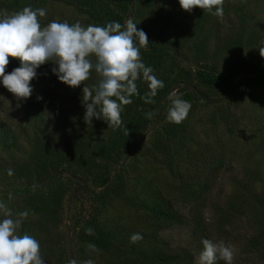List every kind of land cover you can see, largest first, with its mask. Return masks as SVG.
Masks as SVG:
<instances>
[{"label": "rangeland", "instance_id": "1", "mask_svg": "<svg viewBox=\"0 0 264 264\" xmlns=\"http://www.w3.org/2000/svg\"><path fill=\"white\" fill-rule=\"evenodd\" d=\"M238 1L246 2L241 11L234 6ZM14 2L18 4L16 10L28 5L45 8L47 14L40 18L42 25L54 19L70 24L79 21L85 26L93 24L76 5L63 0ZM9 3L0 0V10L11 12ZM116 3L120 0H113V10L121 13ZM130 6L132 9L123 15V23L131 18L137 28L147 34L149 43L163 42L174 47H158L163 58L158 63L159 69H153L154 74L167 72L173 77L180 70L190 71V74L186 72L188 76L183 75L185 80L180 83L183 87L168 92L159 107L162 116L139 134L134 150L106 168V184L91 177L69 180L60 220L56 221L26 205L39 184L34 178L19 177L14 170L17 164L27 162L31 142L35 135H40L33 125L36 114L30 103L40 101L45 105L46 100H37V96L48 97L53 65L47 63L37 69V77L31 81L34 91L27 100L18 101L0 83V124L6 127L0 135V201L13 212L29 211L20 231L33 235L40 244L45 241L40 245L45 262L62 249L60 258L69 260V255L76 256L81 264L87 259L95 264H195L202 239H211L234 246V264H264V80L253 77L257 75V68L264 66V58L257 49L264 41V0H224L222 20L200 8H194L191 13L184 11L179 0H130L127 9ZM249 35L253 40H249ZM236 40H241L244 58L240 72L222 86L201 83L194 71L205 63H212L217 73L225 69L237 56L231 48ZM143 50L142 61L148 66ZM6 72H11L8 66ZM95 78L93 72L90 79ZM51 85L55 89L49 100L59 106L53 110L45 106L42 110L46 120L38 126L41 135L49 136V140L63 147V133L72 134L73 129L89 134L91 141L109 133L111 128L103 120L93 118L94 125L84 122V107L78 111L69 97L74 88L60 81ZM173 91L192 107L181 123L189 139L182 147H179V139L172 140L169 145L172 152L177 151L176 160H183L182 166L187 172H193L198 165V171L206 174L211 183L208 191L201 193V200L195 203L173 201L174 209L184 215L182 222H167L155 216L154 199L150 198L151 194H161L163 198L180 195L179 177L173 175L161 155L149 150L153 136L167 125L168 96ZM186 93L190 98L184 96ZM77 118L82 119L81 122L77 123ZM98 155L95 154V158L100 161ZM100 164L95 167L96 172L105 169ZM8 169L13 170L12 176L8 175ZM64 175L59 179L63 180ZM90 215L96 217L101 227L114 228L116 233H121L125 238L123 242L117 237L119 240L115 242L119 246H114L111 252H92L87 245L81 244L77 230ZM197 219L201 221L199 226L195 223ZM154 228L157 229L156 237L151 232ZM133 233H140L143 238L131 243L129 238ZM159 255L166 257L167 262L159 260ZM217 264H224V261H217Z\"/></svg>", "mask_w": 264, "mask_h": 264}, {"label": "clouds", "instance_id": "2", "mask_svg": "<svg viewBox=\"0 0 264 264\" xmlns=\"http://www.w3.org/2000/svg\"><path fill=\"white\" fill-rule=\"evenodd\" d=\"M179 4L189 13L200 8L221 20L224 17V0H179ZM46 14L45 8L31 5L11 12L0 10V83L18 101L32 96L31 81L37 77V69L51 63V72L61 83L71 88L83 84L81 103L86 124H92L95 118L103 120L108 128L120 129L123 125L121 113L133 102L131 97L139 96L146 104L155 103L154 97L165 85L154 74L153 68L142 61L141 49L147 50L148 37L131 18L123 24L112 21L104 26H85L79 21L70 24L55 19L42 25L40 18ZM257 49L264 58V41ZM10 58L18 59L20 66L6 72ZM93 72L97 76L95 83L84 84ZM138 80L147 85L148 90L143 96L138 90ZM41 99L43 97L38 95L37 100ZM168 100L167 120L182 123L188 117L191 103L175 91L169 94ZM144 115L146 119H152L155 113L148 111ZM13 174V170L8 169V175ZM28 216V210L13 212L0 201V264H45L39 240L20 231ZM85 231L87 235L94 234L92 228ZM142 238L140 233H133L129 239L131 243H137ZM201 244L195 264H217V261L234 264L236 250L230 243L202 239ZM88 249L99 251L91 243ZM67 264L81 262L69 259ZM82 264L95 262L87 259Z\"/></svg>", "mask_w": 264, "mask_h": 264}, {"label": "trees", "instance_id": "3", "mask_svg": "<svg viewBox=\"0 0 264 264\" xmlns=\"http://www.w3.org/2000/svg\"><path fill=\"white\" fill-rule=\"evenodd\" d=\"M1 1L3 3L11 2L9 3L10 5L7 4L8 8L11 11H16L15 7L18 4H16L17 2H14L15 0ZM63 1L76 5L78 10L85 14L87 21L100 26H104L108 22L112 21H118L123 24V20L125 19L123 15L126 14L132 6L131 5L127 9V4L130 0H120V3H116V6L121 11V13H118L113 10V0ZM245 3V1H238L237 4H234L235 9L239 11L243 10ZM230 5L231 3L228 4V6ZM203 19H206V17ZM242 30H244V28ZM249 40H253L252 35H249ZM234 43L235 45H233L231 48L235 50L237 56L226 65L225 69H222L217 73L215 71V66H213L212 63H205L202 68H197L194 71L197 79L201 83L208 86H222L227 80H229V78H232L240 72L239 69L244 64V58L241 55L242 43L241 40H236ZM165 46L172 47V45H169L168 43L158 42L149 43L147 50H143V56L148 61V66L152 67L153 69H159L158 65L160 64L159 62L163 57L161 52L158 50V47ZM19 66L20 62L18 59L10 58V64L8 65L10 71ZM186 72L190 74V71L181 72L180 70V72H178V74L175 73L173 77L169 76L167 72H164L163 74L158 73L156 76L164 82L165 87L159 90L156 97H154L155 103L146 104L140 99L139 96L131 97L133 102L129 105H126L123 112L121 113L123 125L120 129L114 130L111 128L109 133L99 136L94 141L89 139V134H80L75 129H73L72 134L63 133L65 141L63 147H59L56 141L52 142L49 140V136L41 135L42 131L40 130V127H38L46 120V116L42 111L45 106H49L51 110H53L55 106H59L58 103L54 102V100H49L50 95L54 93L55 89L51 84H54L56 81L59 82L57 76L51 72L49 79V95L48 97L46 96L43 98V100H46L45 105H43L40 101L36 103H30V108L34 109L36 114L34 116L36 120L33 125L40 131V135H35L33 143L31 142V148L28 154L27 162L23 164H17V166L14 168V170L16 169L15 173H19V177L25 178L27 180L34 178L39 184V187L35 189L37 191L33 196L30 197L29 200H27L26 205H28L32 211L45 214L52 220L59 221V213L62 209V199L68 189L69 180H74L75 178L81 179L83 177H91V179L94 181H97L101 184H106L108 180L106 168L126 158L130 152L134 150L135 146H137L139 142V134H142V132L146 131L154 121H157L159 119L157 118L158 116H162L159 111L161 101L167 97L170 90H174L179 86H182L180 83L185 80L184 77L188 76V73ZM253 77L255 80H264V66L258 67L257 75ZM96 79L97 78L93 80L89 79L86 81V83L91 82V85L95 83ZM137 85L140 96H143L148 90L146 83H144L142 80H138ZM74 89L75 90L73 91V94L69 97L73 104L75 103L74 105L78 110L80 107L83 108L81 103L82 85ZM184 96L190 98L189 94L187 93ZM79 110L81 111L82 109ZM148 111L155 113L152 119L145 118L144 113ZM81 120L82 119L80 118L76 119L77 123L81 122ZM94 120L97 121L95 118ZM66 122L67 124L70 123L69 116L66 117ZM91 125H94V123L92 122ZM5 129L6 127L0 124V135L4 133L3 130ZM61 131L62 129L60 130V133ZM187 134L189 133L185 127H182L181 123L174 124L168 121L162 132L154 135L151 139V148L148 147L149 150L155 151L161 155L163 162L168 165L173 175L175 177H179L178 179L181 180L179 187L180 195H172L166 198H163L161 194L154 196H152L153 194L150 195V198L154 199L152 206L153 214L167 222H182V219H184V215H182L181 212H177L173 207V201L175 199H179L180 202L185 201L189 205L191 203H195L198 200H201V193L208 191V187L211 184L209 179H207V176H205L206 174H201L200 171H198V165L196 167L194 165V173H189L182 166L183 160H176L175 155L177 154V151L172 152V148L170 147L169 143L172 140L179 139V141H181L179 143V147H182L184 146L183 142L189 139V135ZM185 135L187 138L184 137ZM95 154H99L98 156L100 161L102 158L101 164L100 161H97L95 158ZM99 164L104 165L103 167L105 169L102 172L95 171V167L99 166ZM63 174H65L64 179H59L61 178L60 176H63ZM29 191L31 193V190ZM31 199L33 201L30 202ZM195 223L199 226L201 221L197 219ZM88 228L94 229L93 235L86 234L85 230ZM113 229L114 228L106 229L101 227L96 217L94 215H90L83 221L81 227L78 228L77 239L83 245L88 246V244L91 243L96 245L97 249L100 251L111 252V249L114 246H119V244L115 242L116 240L120 239L123 242L125 239L123 235H120L121 233L118 234ZM153 230L154 231L151 232L156 237L155 231L157 229L154 228ZM158 239L160 241L163 240L159 235ZM42 243H45V241ZM42 243L40 245H43ZM157 243H159L158 240ZM158 250L159 252H162L160 249ZM62 251L63 250L61 249V251L56 254L55 257L54 255H51L52 257H50V260H47L45 264H67L68 260L60 258ZM182 251L186 253L184 249H182ZM69 257L70 259H76V256L69 255ZM175 257H177V255ZM157 258L164 262L167 259L166 257L164 258L160 255Z\"/></svg>", "mask_w": 264, "mask_h": 264}]
</instances>
